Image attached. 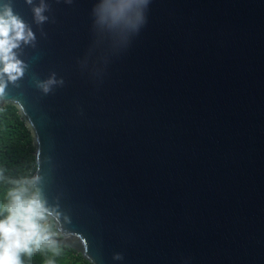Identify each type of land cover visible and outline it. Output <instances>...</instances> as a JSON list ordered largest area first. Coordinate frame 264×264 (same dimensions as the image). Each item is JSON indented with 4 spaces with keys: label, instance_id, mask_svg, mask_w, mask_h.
<instances>
[{
    "label": "water",
    "instance_id": "water-1",
    "mask_svg": "<svg viewBox=\"0 0 264 264\" xmlns=\"http://www.w3.org/2000/svg\"><path fill=\"white\" fill-rule=\"evenodd\" d=\"M46 2L37 25L12 0L36 42L0 105L69 218L59 244L90 264H264V0H150L126 45L94 29L97 0Z\"/></svg>",
    "mask_w": 264,
    "mask_h": 264
},
{
    "label": "clouds",
    "instance_id": "clouds-1",
    "mask_svg": "<svg viewBox=\"0 0 264 264\" xmlns=\"http://www.w3.org/2000/svg\"><path fill=\"white\" fill-rule=\"evenodd\" d=\"M31 6L33 19L42 25L49 17L46 0H25ZM71 3V0H67ZM150 0H97L92 9L94 29L108 35H122L126 45L146 22L145 11ZM44 33H42L43 35ZM36 35L32 27L14 11L12 0L0 2V99L4 98L9 83L17 84L24 76L28 65L16 52L22 45L35 46ZM63 78L53 72L45 80L36 79V87L44 94L54 86L63 85ZM4 173L0 170V179ZM6 195L0 199V264H23L22 257L34 253L60 255L56 238L64 222L69 218L59 211L58 205L49 204L41 190L42 177L38 174L11 181ZM55 229V230H54ZM53 258L45 264H55ZM113 259L121 260V253H114ZM95 264V262H94Z\"/></svg>",
    "mask_w": 264,
    "mask_h": 264
},
{
    "label": "trees",
    "instance_id": "trees-1",
    "mask_svg": "<svg viewBox=\"0 0 264 264\" xmlns=\"http://www.w3.org/2000/svg\"><path fill=\"white\" fill-rule=\"evenodd\" d=\"M32 149L31 134L15 107L10 103L0 105V170L4 173V178L0 179V199L13 186L11 181L31 177L34 169ZM59 247V256L34 253L31 257L23 256V264H45L48 258H53L55 264H90L73 249L62 244Z\"/></svg>",
    "mask_w": 264,
    "mask_h": 264
},
{
    "label": "built area",
    "instance_id": "built-area-1",
    "mask_svg": "<svg viewBox=\"0 0 264 264\" xmlns=\"http://www.w3.org/2000/svg\"><path fill=\"white\" fill-rule=\"evenodd\" d=\"M55 230V229H54ZM56 236H57V232H56Z\"/></svg>",
    "mask_w": 264,
    "mask_h": 264
}]
</instances>
